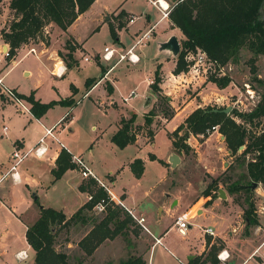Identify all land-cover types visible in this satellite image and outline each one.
<instances>
[{
    "label": "rangeland",
    "instance_id": "374dc122",
    "mask_svg": "<svg viewBox=\"0 0 264 264\" xmlns=\"http://www.w3.org/2000/svg\"><path fill=\"white\" fill-rule=\"evenodd\" d=\"M120 1L121 0H100L97 4H94L91 7L90 11L92 13L90 15H93L94 11H96L99 6L106 4L111 8H114ZM125 4L126 8L137 12L135 14H139L140 11L144 12V10H150L147 0H128ZM113 12L114 10L111 12V21L113 23H110H112L114 27L125 25V21H122L121 19V14L123 12L120 11L117 14H114ZM85 21L86 16L78 20V29L83 27ZM173 26V23L170 24V28ZM174 31L177 33L181 49V41L184 38V35L179 29H174L173 32ZM38 36L42 38L41 41L36 39ZM55 36L56 33L53 34L51 42L49 35L46 33V36H44L41 32L35 37V40H31V42L25 45H20L21 47L19 46L20 48L16 50V55L24 56L28 54L29 56L10 72L6 77L7 80H5V82L9 81L10 83L17 84L18 89L25 91L30 87H33L34 84H40V95L44 96L43 98H49L48 96L53 90L50 88L49 79L46 78V73H40L34 67L30 68L32 70L31 74L25 75L23 72H20V69L25 63L32 60L33 55L35 56L40 49H44V52L40 57H44L45 54L49 55L50 50H54V53L52 54V56H54L53 58L55 60L61 58L65 65H67V61L76 59L73 53L72 57H69L68 54L71 52L69 46L75 48V44L72 42L71 37H66L62 42L61 37L56 38ZM103 39H107V35L105 36L104 32L94 35L91 38V40L97 41L100 44H102ZM12 56L11 58H14ZM97 57L98 55L90 61L80 60V66H82L81 70H72L68 75L60 79L54 78L60 91H63L68 87L69 80H72L82 90L84 88L85 72L95 73L97 71L95 70V63L96 61H99ZM117 57L118 55L115 53L110 60H106L109 61L107 65L118 62ZM251 57H253V53L244 45L239 49L237 58L225 64L217 65L215 62L207 59L204 65L206 71L203 72L202 67H200L198 75L195 76H193L194 72L189 70L190 66H192L191 64L193 60L190 61L187 69L180 71L179 73L181 75H176V77H173L169 73L168 67L161 69L160 64H157L155 70L157 69L159 73V89L153 90L151 87L155 75L154 70L151 74L152 81L150 82V92L152 95V105L149 109L150 122L149 124H140L136 130L142 140L140 147H136L133 143L124 147H119L113 144L108 137L110 128H112L115 121L120 116V110L122 108L124 109L126 105H123L122 108H120V106H110L108 108H101L98 106V109L97 106H95V114H93L91 119L88 120L87 118L79 117L70 127L73 128L72 132H70V137L83 149H86L87 146L91 144L92 151L90 153L86 150V154L89 153L87 163L91 167L90 169L93 170L92 172L110 187L116 195L121 197L126 206L136 207L137 204H142L143 209L145 208L146 211L152 209L148 215L150 216V219L154 220V213L159 216L160 212H162L161 209H158L157 212V210L155 211L153 208L157 203L160 205L167 204V201L172 197L178 199L177 205L173 207L172 214L165 215L166 211H164L160 217V224L169 227L170 232L166 238L167 243L165 246L159 245L156 247L155 260H158L159 264H162L165 259H174L177 261L178 257L183 258V255L176 250L180 245L184 244L185 241L183 235L179 233L174 224V220L176 216L180 214L191 219L201 214L200 210L197 212L196 210L201 204L203 205V200H201L198 205L195 204L198 197H202L203 189L213 178L218 177L220 180L217 189L214 191L215 209L221 210L220 212L229 213L234 219L235 224H237L238 221L245 223L243 216L238 217V214L242 215V207L246 206L244 201L246 194L244 191L233 193L232 197L234 200L228 199L229 202L226 199L221 200L217 191L220 188L226 192L225 189H227L228 184L234 180L239 179L243 184L248 183L246 179L241 177L245 172V163L240 164L242 157L236 159V155L240 153L244 146L238 147L237 152L231 154L226 146L224 135L218 130L219 133L214 132L210 135H201V133L189 134L184 142L181 141V143H186L187 147L181 144L182 146L179 150L173 147L168 133L173 129V124L178 121L186 111L190 112L197 106L210 105L223 108L231 105V108L235 107L242 111H249L254 108L261 100L264 92V54H258L254 62L250 59ZM176 58L177 55L175 56V65ZM35 59L39 61L38 58ZM184 59L187 62L185 54ZM122 61L132 64L126 58ZM39 64L41 63L39 62ZM252 65L255 66L254 71L251 68ZM174 67L171 70L172 72ZM182 72L184 73L182 74ZM131 73L134 74L133 76H136L135 81L138 80V77L142 76L141 70H138L137 72V70L134 69ZM210 73H216L219 75L228 73L231 76V81L224 87H218L212 83V81L207 79ZM244 83H248L250 85L249 88L254 90L252 97L247 93L246 89L248 87L246 88ZM123 84H125L123 86L129 85L127 83ZM141 89L142 86L139 87L138 91ZM79 95L81 96V93ZM118 104H122L119 99ZM79 107L80 104L77 105V110H79ZM182 107L185 108L181 110L177 117L167 121ZM136 108L137 109L134 110L136 113L135 119L140 122L143 120L144 114L140 106ZM50 115H56L55 108L50 111ZM129 117L130 116H122L121 118L128 120ZM182 117L184 118L185 116ZM121 118L119 119V122ZM3 119L4 120L0 121V123H7L6 117H3ZM236 120L241 121L238 117H236ZM257 121V119H254V122L250 123L249 121H244L243 123L248 129H250V131L257 132L262 127V119L260 118L259 122ZM132 125H134L133 122ZM148 130H157L154 134L153 140L145 138ZM182 132L183 130H181L179 134ZM60 138L63 139V137ZM171 147L173 148L172 153H176L179 157V162L173 167L168 160L166 164L164 163L168 158V152ZM151 152L156 155V159L150 158L149 154ZM250 157L251 154H246L245 161ZM134 158H140L144 162V172L139 178L134 177L130 166H128L127 163ZM76 169L77 170L74 171L76 179L86 181L87 179H83L82 177L81 179L79 177L77 174V172L79 173V170L77 167ZM32 172L30 171L29 173ZM107 175L114 176L112 182H109ZM76 179H71L69 185H66L65 182L62 181L56 187L51 189L47 195V201L52 203L54 207L63 208L64 212L67 214L74 212L80 202L86 201V195H88L87 193L85 195L76 191V183L78 182ZM250 188L252 191L250 200L254 203L255 214H261L256 216H262L264 215V208H262L264 204V193H261V190L264 188L260 183L255 187H253L252 183ZM17 189L18 188L14 190ZM122 195L124 196L122 197ZM40 200L41 202H44L45 198L40 196L38 202H36L29 191L27 203L22 193L17 192L16 203L12 204V209L16 211L18 215L25 212L24 214H21V219L27 221V217H29L28 211L31 210L28 207L34 205L38 206ZM114 205L121 208L126 214L128 213L122 205H119L116 202ZM33 208L35 209V207H32V210ZM2 212H0V231H5L4 244L6 245L5 247H7V250H9L7 258H11V264H31L32 251L30 249H27L29 255L28 259L23 261H13V257L11 256L12 251L26 248L24 228L20 222L6 216ZM84 214H86V219L88 220L86 224L81 222L73 223L67 230H62L56 235V245L59 246L61 250L64 249L67 251L68 249L65 246H72V251L69 254L72 260H75L80 255L76 246L79 239L91 228V221L100 220L104 216L105 211H99L92 208L91 210H84ZM205 215L206 214L200 215L195 222L208 224L209 217L204 218ZM121 217H123V214ZM124 233L125 234L123 235H117L112 240L105 241L104 245H102L103 247L96 255V264H101V261L104 264H120L131 256H140L144 263L147 262V258L150 256L149 253H151L150 251L153 245L151 236L146 233L143 227L134 219H132V222L126 229H124ZM167 248L174 251L173 253H175V256L171 255L167 251ZM162 249L163 253L161 254ZM157 253H160L159 256ZM212 255V251H207L204 254V258H206V261H211ZM183 261L186 262L187 260L184 259Z\"/></svg>",
    "mask_w": 264,
    "mask_h": 264
},
{
    "label": "crops",
    "instance_id": "0c3cea01",
    "mask_svg": "<svg viewBox=\"0 0 264 264\" xmlns=\"http://www.w3.org/2000/svg\"><path fill=\"white\" fill-rule=\"evenodd\" d=\"M99 1L100 0H93L89 7L83 12L79 13L66 29H62L55 22L50 21L43 26L41 31L44 36H46V33L49 35L51 42L54 33H56V38L61 37L62 42L66 37H71L72 42L75 44V48L72 53L76 57L77 63L72 66H67L61 58L55 60L53 58L54 56H52L54 50H50L49 55L45 54L44 57H40V55L44 52V49H40L35 54V56L33 55V59L25 63L20 69V72H23L25 75L31 74L32 70L30 68L34 67L38 72L46 73V78L49 79L50 88L53 90V92L48 96L49 98H43L44 96L40 95V84H34L33 87H30L25 91L18 89L17 84L10 83L9 81L5 82V80H7L6 77L10 74V72L19 66L29 55H16V51L14 52V55L16 56H12L14 58L10 57L7 59L0 52V74H2V79L4 83L12 87L18 93L29 94L31 91H33L34 97L41 101L61 99L65 97H71L73 99L71 104L56 103L49 107L40 117H36L33 115L30 109L29 111H19L16 105L7 100L4 95L0 94V121H3V117H6V121L8 123H0V171H4L8 167L9 152L14 145H17L23 150L28 149L34 145L38 138L43 134L45 127L54 126V136L48 135L45 137V142L47 145H49L47 150L42 155H40V157H37V155H35L33 152H29L24 160L19 164V169L17 168V171L20 179L18 181H12L10 178H7L0 183V212L3 211L2 213L6 216H9L12 219L20 222L24 228V240L26 242V248L12 251L11 256L13 257V261H23L28 259L29 255L27 249H30L32 251L31 264L34 262L35 252L25 239V231L27 226L32 224L38 218L40 204L43 207H52L64 212L63 208L54 207L52 203L47 201V195L51 189L56 187L62 181H64L66 185H69L71 179H76L74 171L77 169L75 167L73 169L66 170L60 179L56 180L54 183H51L52 176L50 170L55 166V159L61 148L65 147L71 153V155H80V157L86 162L87 166L91 168L87 163L89 153L86 154V150L91 153V144L88 145L86 149H83L70 137V132H72L73 129L70 127L76 122L77 118L84 117L88 120L91 119L93 114H95V106H97L98 109V106L101 108L120 106V108H122L123 105H126L124 109L122 108L120 110L119 118L115 121V124L112 126V128H110V132L108 133V137L110 139L111 135L120 127L121 123L119 122V119L122 116H130L132 113H135L134 110L137 109L136 107L138 106L142 108L144 115L151 108V74L154 72L157 64H160L161 69L168 67V71L173 77H176V75H181L180 73L174 74L171 71L175 65L176 55H173L169 49H163L160 47V43L165 41L171 34H175L177 36V33L175 31L173 32V30L179 28L175 25L170 28V24H172V22L169 16H161L158 7L152 3V0H147L150 10H144V12L140 11L139 14H135L137 12L126 8L125 3L128 0H121L114 8H111L106 4L99 6L97 10L94 11L93 15H90L92 13L90 11L91 7L94 4H97ZM166 1L170 3L173 2V0ZM112 10H114V14L122 11L123 13L121 14V19L122 21H125V25L115 27L117 32L116 37H112L109 30V23L112 22ZM11 16L12 13L11 9L8 7V0H0V29L2 27H6ZM85 16L86 21L83 23V27L78 29V20ZM131 16L134 17L133 21H129ZM102 32H104L105 36L107 35V39H103L102 44L91 40L94 35L99 33L101 34ZM36 39L38 41L42 40L40 36H38ZM137 39L140 40L137 41ZM31 40L33 41L35 38L30 39L21 45H25L31 42ZM131 45H134L133 50L139 57V59L136 62H132V64L120 60L107 65L109 61L101 58V54L103 53L105 46L116 47L119 51L124 52ZM4 46L6 47L8 44L2 40L0 35V50L3 49ZM20 47H17L16 50H18ZM96 55H98L97 58L99 59V61H96L95 63V70L97 71L95 73L85 72L84 88L82 89L83 92L72 80H69V85L65 90L60 91L59 86L55 83V79L65 77L72 70H81L82 66H80V60L90 61L92 58L96 57ZM85 56H87V58H85ZM35 58H38L39 61ZM39 62L41 64H39ZM60 63L62 66L60 67L61 73L57 74L56 70L58 69L57 67ZM101 65L104 67L103 72L101 70ZM134 69L137 70V72L138 70L142 71V76L138 77V80L136 81V76H133L134 74L131 73ZM87 78L93 79L88 85H86L85 82ZM71 83L74 86L72 89L70 87ZM123 83H127L129 85L123 86L125 85ZM141 86L142 89L138 91L139 87ZM131 91H133V93L129 95ZM80 93L81 96L79 95ZM149 96L150 99H148ZM118 99L122 103L121 105L118 104ZM147 99L148 103H146ZM25 101L30 108L31 103L27 100ZM78 104H80L79 110H77ZM54 108L56 115L51 116L50 111ZM184 108L185 107H182L179 111H176L175 114L167 121L177 117ZM187 113H189V111H186V113H184L182 116H186ZM182 116L173 124V129L184 119ZM143 123L144 118L140 122H138L136 119L133 122L134 125L138 126ZM2 125H5V128H2ZM157 130H153V133L155 134ZM214 132L219 133L218 131H213L212 133ZM154 134L152 140L154 138ZM60 137H63V139ZM145 138L148 139L147 133ZM111 142L115 144L113 141ZM131 143L135 144L136 147H140L142 140L138 132H136L135 141ZM172 152L173 148L171 147L170 151L168 152V158L166 161H164L165 164L167 163V160L169 161V157ZM133 160L127 162L128 166ZM30 171L33 172L29 173ZM77 174L81 178L78 172ZM107 179L109 182H112L114 176L107 175ZM77 181L76 191L80 194L83 193L86 195V192H80L78 190L77 186L80 184L81 180ZM16 188L18 189L14 190ZM29 191L30 194H36L38 199L40 196H42L45 198V200L44 202H41L40 200V204L38 206H29L28 208L31 209L28 211L29 217H27V221H23L21 219V214H24L25 212L18 215V213L12 209V204L16 203L17 192H21L28 203ZM110 191L115 196V199L122 201L125 207L132 209L137 216L144 217V226L147 228V230L144 229V231L148 233L153 240V245L150 251L151 253H149L150 256H148L147 259L151 257L152 264H159V261L155 260L156 247L159 245L165 246L167 243L166 238L170 232L169 227H165L160 224V217L164 211H166L165 215H171L173 212V207L178 203V199L172 197L167 201V204L160 205L157 203L153 208L155 211L157 210V212L158 209H161L162 212H160V215L158 213L159 216L155 215L154 213V220H152L148 215L152 209H148V211H146L145 208L143 209L142 204H137L136 207H128L123 202V199L116 195L111 190V188ZM261 193H264V189L261 190ZM225 195L226 197L224 199H226L228 202V199H233V197L228 195L227 192H225ZM87 196L88 195H86V201L88 199ZM123 196L124 195H122V197ZM214 197L210 199V196L205 197L203 194L202 197H198L195 205H198L201 200H203V205L201 204L199 208H197L196 212L200 210V215L206 214L204 218L209 217V223L201 224L200 222H195V220L200 215L191 219L190 227H188L186 233L183 235L185 242L176 250L183 255V258L178 257L177 261L174 259H165L162 264H186L189 260V257L193 258L201 254H203L204 257V254L207 251L213 252L212 259L216 261L215 264H258V262L264 260V215L257 216V223L254 225H245V220V223L238 221L237 224H235L234 219L229 215V213L220 212L221 210L215 209L216 204ZM220 199L224 200L222 198ZM86 201L80 202L75 211ZM32 207H35V209L33 208L32 210ZM64 214L67 217L71 215L65 212ZM256 215L261 214L256 213ZM240 216L242 215L238 214V217ZM204 227H212L214 230V235L205 233L203 231ZM4 236L5 231H0V257L2 256L4 258L3 259L1 257V264H11V258H7L9 250H7V247H5L6 245L4 244ZM156 239L158 242H156ZM105 241L102 242L94 250V252L87 257H84L83 252L78 248V246H76L80 252L79 257L77 258H82L80 264H96V255L103 247L102 245H104ZM65 247L68 249L67 253L70 254L72 251V246ZM21 250H24L26 253V257L24 259H19L16 256L17 252ZM221 250H227L229 253V259L226 263L220 262L216 257L217 253ZM167 251L171 255L175 256V253H173L174 251L169 249ZM162 253L163 249L161 251V254ZM159 254L160 253H157L158 256ZM184 259L187 261H183ZM101 264L104 263L101 261ZM205 264L213 263L209 260L206 261Z\"/></svg>",
    "mask_w": 264,
    "mask_h": 264
},
{
    "label": "trees",
    "instance_id": "16d2710c",
    "mask_svg": "<svg viewBox=\"0 0 264 264\" xmlns=\"http://www.w3.org/2000/svg\"><path fill=\"white\" fill-rule=\"evenodd\" d=\"M92 2L93 0H8L12 16L6 27L0 29L2 40L8 44L9 56L6 58L9 59L21 44L34 39L41 33L43 26L50 21L66 29ZM262 3L263 0H173L168 16L184 35L173 72L179 73L187 69L184 54L187 50L196 48L204 50L211 61L221 65L235 60L239 49L245 45L253 53L250 59L254 62L258 54H264ZM109 30L111 36L116 37L117 32L112 23H109ZM69 48L71 52L68 54L72 57L74 48L72 46ZM75 63H77L76 59H72L66 64L72 66ZM251 68L255 70L254 65ZM101 70L104 71L102 65ZM207 79L218 87H224L231 81V76L228 73L221 75L210 73ZM91 80L93 79L87 78L86 85ZM158 82L159 73L156 69L151 83L153 90L159 89ZM70 87L74 88L72 83ZM18 94L31 103L30 110L36 117H40L56 103L71 104L73 102L71 97L41 101L34 97L33 91L29 94ZM214 107L210 105L195 107L168 135L173 147L180 150L181 144L187 147V144L181 141L184 142L189 134L204 133L207 135L206 128L218 124V130L224 135L226 146L231 154H235L240 145L244 146L236 155V159L242 157L240 164L245 163V172L241 177L248 183L243 184L239 179L234 180L225 190L230 196L233 193L244 191L246 206L242 207V216L247 226L254 225L257 223V216L254 203L250 200L252 192L250 186L252 183H260L264 188V92L261 100L249 111L232 107L229 112H224L213 110ZM149 113L150 110L144 115L145 124L150 122ZM236 117L241 121H237ZM260 118L262 127L257 132L250 131L243 123L244 121L254 122V119L259 122ZM134 120L135 113H132L128 120L121 118V125L111 135V141L119 147L134 142L138 127V125L133 127ZM181 130L183 132L179 134ZM153 134V131H147L149 139H152ZM246 154H251V157L245 161ZM149 155L151 159H156L155 154L150 153ZM71 158V153L62 147L55 159V166L50 170L51 183L60 179L66 170L76 167ZM129 166L134 177L139 178L144 169L143 161L135 158ZM219 181L218 177L211 179L202 191L203 196H210L212 199ZM78 190L91 195V199L84 202L69 217L62 210L42 206L39 209L38 218L27 226L25 239L35 252L33 264H80L82 258L72 260L66 250H61L56 245V235L62 230H67L73 223L86 224L88 220L84 210H91L94 204L101 199L105 200L104 216L100 220L91 221V228L77 243L84 257L91 255L105 240H112L117 235L125 234L124 229L132 222L131 216L109 201L107 192L98 186L94 179L82 180L78 185ZM34 200L38 202V197ZM122 214L123 217H121ZM211 262L215 264L216 261L211 258ZM205 263L206 258L201 254L189 259L186 264ZM120 264H144V261L140 256H131Z\"/></svg>",
    "mask_w": 264,
    "mask_h": 264
},
{
    "label": "built area",
    "instance_id": "2783aa9c",
    "mask_svg": "<svg viewBox=\"0 0 264 264\" xmlns=\"http://www.w3.org/2000/svg\"><path fill=\"white\" fill-rule=\"evenodd\" d=\"M152 3L158 7L161 13V16H166V17L168 16V13L172 6L170 2L166 1V4L164 5L162 3V0H152ZM133 19L134 17L131 16L129 18V21H133ZM139 40L140 39H137V41ZM133 47L134 45H131L124 52H122V51H119L116 47L105 46L104 51L101 54V58H103L104 60H110L114 56V54L117 53L118 61L126 58L131 63L136 62L139 59V57L137 53L133 50ZM0 52L4 57L9 56L8 46L6 47L4 46V49H1ZM85 58H87V56H85ZM185 58L188 62L187 65H189L191 60H193L191 64L192 66H190V69H189L190 71L194 72L193 76L198 75V70L200 71V67H202L203 72L206 71V67L204 65L206 63V60L209 58L204 50L200 48H196L195 51L187 50L185 52ZM56 73L60 74L61 68H58L56 70ZM183 73L184 72H182V74ZM244 84L246 88L248 87L246 89L247 93L250 94V96L252 97L254 94L253 93L254 90L249 88L250 85L248 83H244ZM132 93L133 91H131L129 95H131ZM0 94L4 95L7 100H9L11 103L16 105L19 111H29L30 108L27 102L25 101V99L21 97L16 90H14L12 87L6 85L3 82L2 74H0ZM2 128H5V125H2ZM53 128L54 126L45 127L43 134L38 138L36 143L32 145L31 147H29L28 149L23 150L19 148L17 145H14L12 147V149L9 152L8 167L4 171H0V183L7 178H10L12 181H18L20 179L18 171H17L19 164L24 160V158L29 152H33L35 155H37V157H40V155H42L47 150L48 146H47V143L45 142V137L48 135L54 136ZM213 131H218V124H213L209 126L208 128H206L205 133L210 135ZM201 135H204V133H201ZM71 160L78 168L79 174L83 179H90V178L94 179L98 183V186L102 187L107 192L109 201H112L114 203L116 202L117 204L122 205L126 209L128 214L132 217V219H134L139 225H141L143 229L147 230V228L144 226V217L137 216L132 209L125 207L122 201H120L119 199H115V196L110 191V188L92 172V170L87 166V164L80 157V155H75V154L72 155ZM87 198H88L87 200H90L91 195L88 194ZM104 203H105L104 199L99 200L98 202L94 204L93 209L102 211L104 209ZM262 208H264V204ZM190 219L191 218H187V216H184L182 214L176 216L174 224L176 225L181 235H184L188 227H190ZM203 231L207 234L214 235V230L212 227H204ZM156 242H158L157 239H156ZM16 256L19 259H24L26 257V253L24 250H21L17 252ZM216 257L220 262L226 263L227 260L229 259V253L227 252V250H221L217 253ZM144 264H152V258L150 257L148 261ZM258 264H264V260L258 262Z\"/></svg>",
    "mask_w": 264,
    "mask_h": 264
},
{
    "label": "water",
    "instance_id": "95a60500",
    "mask_svg": "<svg viewBox=\"0 0 264 264\" xmlns=\"http://www.w3.org/2000/svg\"><path fill=\"white\" fill-rule=\"evenodd\" d=\"M262 7L264 9V0L262 3ZM160 47L163 49H169L173 55H177L179 50H180V42L178 37L175 34H171L165 41L160 43ZM148 99H150V96L148 97ZM148 99L146 100V103H148ZM231 109V105H228L226 107L223 108H218V107H214L213 110H222L224 112H229ZM223 136V135H222ZM239 147H243V145H240ZM230 151V150H228ZM169 162L171 164V166H175V164L177 162H179V157L176 153H171L170 157H169ZM257 184L253 183V187H255ZM34 199L37 198V195H35L34 193L32 194ZM218 195L220 198L224 199L226 197L224 190L222 189H218ZM42 205H39V208H41ZM191 257H189L188 259H190Z\"/></svg>",
    "mask_w": 264,
    "mask_h": 264
},
{
    "label": "bare ground",
    "instance_id": "6f19581e",
    "mask_svg": "<svg viewBox=\"0 0 264 264\" xmlns=\"http://www.w3.org/2000/svg\"><path fill=\"white\" fill-rule=\"evenodd\" d=\"M162 3H163L164 5L166 4V2H165L164 0H162ZM60 67H62V66H61V63L58 64V67H57V68H60Z\"/></svg>",
    "mask_w": 264,
    "mask_h": 264
}]
</instances>
